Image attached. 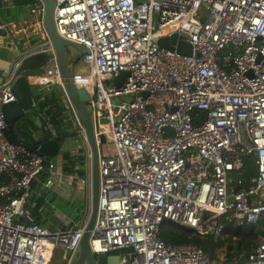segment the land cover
<instances>
[{
  "label": "built area",
  "instance_id": "obj_1",
  "mask_svg": "<svg viewBox=\"0 0 264 264\" xmlns=\"http://www.w3.org/2000/svg\"><path fill=\"white\" fill-rule=\"evenodd\" d=\"M41 3L29 29L46 35ZM54 21L63 39L88 51V72L74 71L73 82L90 96L98 145L92 252L132 249L120 264H264V236L231 263L160 236L173 224L220 238L264 218V0H56ZM163 39L172 49L159 46ZM182 41L191 56L177 51ZM52 64L45 86L63 92ZM121 73L129 76L117 88ZM11 89L9 80L0 84V264H50L57 248L72 260L86 225L52 232L21 220L34 183L46 174L53 187L61 177L23 139H7L2 108L15 101ZM64 93L88 168L80 188L92 190L86 129ZM245 157L256 168L249 179Z\"/></svg>",
  "mask_w": 264,
  "mask_h": 264
},
{
  "label": "water",
  "instance_id": "obj_2",
  "mask_svg": "<svg viewBox=\"0 0 264 264\" xmlns=\"http://www.w3.org/2000/svg\"><path fill=\"white\" fill-rule=\"evenodd\" d=\"M142 1L138 0V3H142ZM155 1L159 2L160 0ZM41 2L45 5L44 25L46 35H38L26 47V40L17 37L13 33L10 25L6 24L11 14L3 10L22 8L23 12L21 14H26L29 19L31 16L30 11L35 6H41ZM55 8L56 0H0V46L16 49L19 52V56L13 61L11 68L4 78V80H9L12 84L11 92L15 97L14 102L6 104L2 108L5 121L8 124L6 137L11 143L20 144L22 141L23 137L20 132L22 118L25 116H36L40 113L39 97H36L32 92L28 79L29 74L42 71L52 62L56 61L62 77L63 93L65 92L64 94L71 101L86 129L88 144L92 152L91 214L86 223L78 251L72 260H70V256L67 257V261L68 264H120V257L131 253L132 249L116 250L105 255L97 256L92 252L90 246L91 234L97 220L100 196L99 154L92 121V109L89 105L90 96L85 90L77 89L73 82L74 67L79 58H82L88 51L85 47L67 41L58 34L54 21ZM176 39L177 37L174 36L172 41ZM167 42V40L163 39L159 42V46L165 49H172ZM177 51L183 56H191L193 52L191 45L185 41L178 44ZM128 76L129 73H121L114 79V86L117 88L121 87ZM38 92L42 93L41 90ZM41 141L42 144L37 148V153L40 156L53 159L60 154L62 148L58 141L48 136L41 138ZM105 143V136H101L100 145ZM83 164L86 165L84 162ZM86 174H88V168ZM232 248V246L227 247V256L230 255ZM232 253L236 256L238 251L233 250Z\"/></svg>",
  "mask_w": 264,
  "mask_h": 264
},
{
  "label": "crops",
  "instance_id": "obj_3",
  "mask_svg": "<svg viewBox=\"0 0 264 264\" xmlns=\"http://www.w3.org/2000/svg\"><path fill=\"white\" fill-rule=\"evenodd\" d=\"M3 11H7L11 14V17L6 24L10 25L13 33L17 37L26 40V47L34 41V38L41 35V30L31 31L29 29L34 18L30 16L28 19L26 14H21L23 12L22 8H12ZM18 56L19 52L16 49L14 50L12 48L0 46V84L8 81L4 80L5 75L11 68L13 61ZM46 69L47 68H45V73L42 74H29L28 79L32 88L35 87L38 91H50L52 89V87L45 86V75L48 70ZM37 123L38 126L41 125L39 120ZM43 137L44 136L41 138ZM80 144L79 140L78 144H76L74 138L65 153L61 150L59 154L60 156L57 160L54 158L50 159L56 164V173L61 177V181H57L56 179L53 187H46L44 181L47 175L43 174L40 179L34 183L33 191L25 205V208L27 209V218L21 219L23 222L32 221L40 226L50 229L52 232L68 230L73 226L81 227L86 225L91 214L92 190L80 188L81 181L84 178L78 173L80 169L79 164H77L74 170L71 171L66 166L67 161L64 159V155L69 152L79 155L81 152ZM65 200H72L75 203L80 204L76 214L68 216L62 212ZM67 257L68 254L63 249L57 248L53 253L50 264H68Z\"/></svg>",
  "mask_w": 264,
  "mask_h": 264
},
{
  "label": "trees",
  "instance_id": "obj_4",
  "mask_svg": "<svg viewBox=\"0 0 264 264\" xmlns=\"http://www.w3.org/2000/svg\"><path fill=\"white\" fill-rule=\"evenodd\" d=\"M39 107L38 115L25 116L20 122V132L26 146L30 149H37L42 144L41 137L44 135L55 139L60 144L68 138L74 139L75 127L69 109L63 101V92L59 87L44 92L39 97ZM38 120L41 122L40 126H38ZM64 159L71 171L83 160L82 157L71 156L69 153L64 155ZM244 162L242 177L249 179L256 174L254 161L252 157H245ZM160 236L165 243L170 245H196L205 251L212 262L220 261L221 256L224 255V260L231 263L237 259L232 253L233 250L238 251L239 254H249L257 246L258 236H264V218L257 225L245 228L229 226L220 238L213 235L201 237L187 228L173 224L164 225ZM228 246L233 247L229 256L225 252Z\"/></svg>",
  "mask_w": 264,
  "mask_h": 264
},
{
  "label": "rangeland",
  "instance_id": "obj_5",
  "mask_svg": "<svg viewBox=\"0 0 264 264\" xmlns=\"http://www.w3.org/2000/svg\"><path fill=\"white\" fill-rule=\"evenodd\" d=\"M53 67V64L51 63L50 65H48V67H47V69H50V68H52ZM46 69V70H47ZM74 71L75 72H80V73H87L88 71H87V67L82 63V58H79V60H78V62L76 63V66L74 67ZM38 73L39 74H42V73H45V69L44 70H42V71H39V72H35V74H37L38 75ZM32 74V73H31ZM31 89H32V92H33V94L36 96V97H40L42 94H44V92H46V91H42V93H40V92H38V90L34 87V88H32L31 87ZM74 125V124H73ZM50 129H52V126L50 125ZM74 132H75V141H76V144H78V138H76V128L74 129ZM54 133V132H53ZM46 136L44 135V137L43 138H45ZM71 143H72V139H70V138H68V139H66L65 141H63L62 142V144H61V148H62V150H63V153H65L66 152V150L68 149V146L69 145H71ZM107 147H110V149H111V151H114V147H113V145H111V146H107ZM69 155H73V154H69ZM60 155H58L57 157H55L54 159L55 160H57L58 159V157H59ZM79 156H81V155H79ZM81 163V165H80V170H79V175L82 177V178H84V179H86L87 178V174H86V172H87V168H86V165H84L83 164V162H80ZM79 164V163H78ZM64 206H63V210H62V212L63 213H65L66 215H70V216H72V215H74V214H76V211H78V207H79V203H75L74 201H72V200H65L64 201V204H63ZM261 237L262 236H258V239H257V241H256V243H259V241H260V239H261ZM226 252V251H225ZM225 256L223 255V256H221V259H223ZM67 259V258H66ZM214 262H216V261H214Z\"/></svg>",
  "mask_w": 264,
  "mask_h": 264
}]
</instances>
